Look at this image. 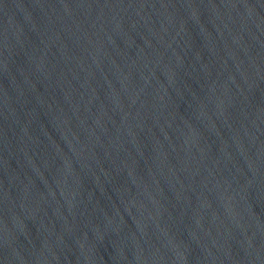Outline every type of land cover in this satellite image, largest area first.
I'll list each match as a JSON object with an SVG mask.
<instances>
[{"label": "water", "instance_id": "1", "mask_svg": "<svg viewBox=\"0 0 264 264\" xmlns=\"http://www.w3.org/2000/svg\"><path fill=\"white\" fill-rule=\"evenodd\" d=\"M0 264H264V0H0Z\"/></svg>", "mask_w": 264, "mask_h": 264}]
</instances>
